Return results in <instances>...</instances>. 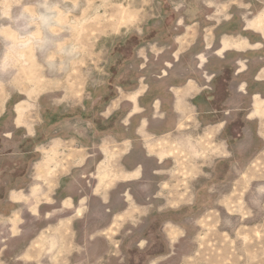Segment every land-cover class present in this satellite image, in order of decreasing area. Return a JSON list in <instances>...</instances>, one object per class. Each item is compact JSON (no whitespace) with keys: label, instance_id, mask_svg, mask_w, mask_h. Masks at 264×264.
I'll use <instances>...</instances> for the list:
<instances>
[{"label":"rangeland","instance_id":"rangeland-1","mask_svg":"<svg viewBox=\"0 0 264 264\" xmlns=\"http://www.w3.org/2000/svg\"><path fill=\"white\" fill-rule=\"evenodd\" d=\"M25 1L30 4H25ZM46 1L47 11L53 12V5L49 4L52 0ZM133 1L110 0L108 8L120 4V12H125L124 7L126 11L132 8ZM249 1L254 3L251 12L255 17L259 15L256 20L264 19V0ZM38 8H42L38 6V0H0V93L3 96L0 100V198L6 196L9 187L17 189L26 182L28 187L25 191H30V194L14 191L13 199L16 202L33 203L30 211L27 207H20L12 214L0 213V264H264V98L255 96L249 114L250 98H237L236 105L232 103L235 96L229 88L236 81L234 74L237 71L231 63L233 58L214 66L219 73L215 79L217 92L214 104L223 113L219 117L201 118L205 125H219L223 121L226 123L221 139L228 146L227 159H217L218 164L207 165L209 168L206 175L197 180L199 182L192 180V175L184 172L180 163L173 164L171 159L168 160L160 166L162 170L157 175L147 174L145 180L152 181L148 183L152 188L148 193H156L158 199L155 203L164 206L166 200L176 199L174 203L168 202V206L173 208L169 207V211L162 214L155 210L147 216L140 213L142 219L136 227L132 224L124 225L117 220H112L110 227L108 219L102 221L90 218L88 211L91 205H100L101 200L118 203L122 193L137 195L144 191L141 181L135 180L141 176L140 171L124 173L125 167H132L124 164L125 155L122 152L127 153L128 148L124 150L118 144H113L111 148L102 146L107 133L118 125L123 116L116 114L110 119L100 117L106 105L105 100L88 101L87 109L82 108L84 85L77 79L78 67L84 66L88 57L83 50L82 36L74 38L82 48L79 53L69 58L64 51L54 52L52 13L49 15L51 18H37ZM232 12L238 11L232 9ZM23 13L29 15V18L23 19ZM65 15L62 14L57 22L62 25V33L69 24V17ZM91 24H101V21L96 18ZM239 27L240 23L237 22L232 27L224 28V31L232 33ZM259 28H264L263 22H259ZM131 36L118 44L123 52L122 62L133 60L134 52L141 45L140 41ZM61 41L59 48H64L68 38L63 34ZM259 48H262L261 44L255 50ZM216 54L225 57V53L222 54L220 50ZM258 55L264 65V49ZM57 60H60L59 68L48 67L50 62ZM201 60L207 62L205 57ZM70 61L73 62L72 67L69 66ZM38 63H41L39 67ZM258 67L252 62L249 75L246 76L250 91H255L250 82ZM245 70L246 66L242 65L240 72ZM43 71L47 72V84L53 89L56 83L62 92H56L55 97L47 96L36 106L32 102L30 106L28 103L23 105L22 96L18 93L21 92L23 73L26 77L30 74L33 79ZM54 74L57 79L55 81L49 78ZM192 77L200 81L199 76ZM71 83L73 100L69 99L67 93ZM7 98L8 101L5 100ZM131 100L136 105L135 113H138L136 97ZM70 105L73 107L70 108ZM28 108L31 110L24 121ZM75 118L80 122L77 132L79 148L74 147L76 144L70 138V135L75 137L76 133L69 132L70 119ZM181 119L174 117V124H179V129L184 126ZM189 119L196 121L195 116ZM28 121L36 126L35 131L32 126L28 127L29 132L20 129L28 126ZM54 127L57 129L55 133ZM86 134L92 135L90 139ZM55 138L62 139V142ZM50 141H53L50 148H42L48 146ZM211 143L209 138L205 140L207 151L211 150ZM188 144L195 156H199L189 140ZM165 146L162 143L157 150L165 151ZM89 155L94 156L89 158ZM183 155L186 153H182L180 148L176 149L180 161ZM206 156L211 160L214 157ZM165 157L162 153L160 160L163 161ZM173 165H177V169L168 174L167 171L173 169ZM193 183H196L197 188L196 200L187 195L188 186ZM38 186L43 189L39 191L36 189ZM95 186L94 193L97 195L92 196V187ZM178 196L180 199H177ZM127 197L131 198L129 194ZM45 202L53 205H42L38 213V204ZM185 202L194 205L184 207L181 204ZM62 204L86 205L90 208L76 215L73 210L61 208ZM122 206L114 210L123 209ZM60 208L63 212L55 215ZM50 215L55 216L48 217ZM6 218L14 222L10 227ZM59 224L64 226L58 229ZM96 228L103 231L107 228L106 233H98V240L87 241L89 237H94L92 233ZM128 228L134 234L125 239L124 230ZM53 238L62 245H58L49 254ZM105 239L110 246H107ZM123 239L125 242L121 247L120 240ZM97 243L99 247L90 251ZM29 245L32 256L24 258L22 253ZM108 248L107 255L102 258V253ZM98 256H101L99 260ZM48 258H51L50 262ZM120 258L125 261L119 262Z\"/></svg>","mask_w":264,"mask_h":264},{"label":"crops","instance_id":"crops-1","mask_svg":"<svg viewBox=\"0 0 264 264\" xmlns=\"http://www.w3.org/2000/svg\"><path fill=\"white\" fill-rule=\"evenodd\" d=\"M26 3L30 4L29 1H25ZM46 4H48L46 0H38V6H42V8H38L37 18H51L49 15L52 13L55 30L52 36L54 52L63 53L64 51L69 58L74 53H79L82 48L74 38L78 35L82 36L83 50L88 54L85 65L78 67L80 69L77 79H80L84 85L81 98L82 108L87 109L88 101L105 100L106 105L104 111L100 113V117L110 119L116 114L123 116L118 125L107 133L105 140L102 141V146L107 145L111 148L113 144H118L124 150L128 148L127 153L122 152L125 155V162H123L132 167L131 169L125 167L124 173L137 171L141 173V176L135 180L141 181L143 184L142 194L122 193L121 199L117 200L119 204L113 203V201L110 203V216L115 215L119 223L135 226L142 219L140 213L147 216L154 210L160 214L169 211L167 209L171 206H168V202L172 200H166L167 203L164 206L155 203V200L158 199L156 193L151 195L148 193L152 189L148 183L152 181L151 179L145 180V177L147 174L157 175L162 170L160 166L165 165L171 159L173 164L180 163L183 166V171H187L189 176L192 175V180L197 181L206 175L207 168H209L207 165L218 164L217 159H227L228 146L221 139L226 123L223 121L219 125H205L201 121L203 117H219L223 113L214 104L217 92L215 79L219 76L217 68L214 66L233 58L231 63L237 71L234 74L236 81L229 88L235 96V99L231 101L236 105L237 98L241 100L250 98L249 114L253 108L255 96L259 95L264 98V78L262 77L264 65L262 64L263 59L258 58V53L264 49V28H259V22L264 23V19L256 20L259 15L255 17L251 12L254 3L249 0H134L132 8L126 11L124 7L125 12H120L122 8L120 4H116L117 6L111 9L108 8L110 0H52L49 4L53 5L51 8L53 12L47 11ZM232 9L238 12L234 13ZM64 13H66L65 17H69V24L65 26L66 30L62 33V25H58L57 22ZM22 18L28 19L29 15L23 13ZM96 18L101 21V24H91ZM237 22L240 23L237 31L232 33L224 31V28L232 27ZM131 31L132 33H130ZM63 34L65 38H68V44L64 48H59L62 45L59 43L62 42ZM129 35L140 41L141 45L134 52L133 60L122 62L123 52L118 44L122 39H128ZM259 44L262 48L255 50ZM218 50L222 54L225 53V57L218 56L216 54ZM202 57L206 58V63L202 62ZM256 58L258 59L256 60ZM252 62L259 65L250 82L255 91H250V84L246 79ZM40 64L38 63V67ZM59 64L60 60L53 61L48 64V67L56 69L60 67ZM72 64L73 62L70 61L69 66L72 67ZM242 65L246 66L244 72H240ZM46 73L45 71L39 72L38 77L33 79L30 74L26 77V74L23 73L21 92H18L22 96L23 105L26 103L29 105L32 102L36 106L47 96L50 98L56 92H62L61 88L56 87V83L53 84V89L52 86H49L50 84H47ZM193 75L199 76L200 81L193 78ZM49 78L57 80L55 74ZM73 92L71 83L67 90L70 100L74 98ZM132 97H136L138 101V113H135L136 105L132 102ZM2 98L0 93V100ZM8 99L5 100L8 101ZM71 107L73 106L70 105ZM258 108L261 109L260 105ZM30 110L28 108L25 113L24 121H26L27 113L29 116ZM18 113L20 114V112ZM229 115H231L230 112ZM191 116H195L196 121H191L189 119ZM174 117L182 118L183 128L179 129V124H174ZM247 119L249 120L248 117ZM135 123L137 124L135 125ZM30 126L34 128V131L36 130V126L30 121H28V126H23L20 129L27 131ZM79 126L78 118L70 119L69 132L70 134L76 133L75 137L70 135L71 142L76 144L75 148L80 147L77 133ZM221 126L222 128H220ZM56 131L57 129L54 127L53 133ZM95 131L90 132L93 135ZM92 135L86 134L85 136L90 139ZM208 138L212 140V143L209 145L211 150L207 151L205 140ZM54 140L62 142V139L55 138ZM188 140L199 152V156H195ZM63 142H67V140ZM162 143L166 145L164 147L166 150H157V148H161ZM52 144L53 141H50L48 146H42V148H50ZM179 148L182 153H186L185 156H182L181 161L180 156H176V149ZM37 152H39L38 149ZM162 153L166 155L163 161L160 160ZM206 155L214 157L211 160ZM89 156V158H93L94 155ZM122 164L120 162L121 166H123ZM176 169L177 165H173V169L167 173L171 174ZM41 180L45 182L42 178ZM21 186L17 189L9 187L6 196L0 198V213L12 214L20 207H27L28 211L31 210L30 207L33 203L16 202L13 199L14 191L26 193L27 183L25 182ZM36 189L40 191L43 188L38 186ZM28 192L27 195L30 194ZM41 194L42 192L39 193V196ZM127 194L131 196L130 199ZM187 195L196 200V183L188 186ZM177 199L180 197L178 196ZM175 201L176 199L171 203ZM49 204L52 203H39L38 213H40L42 205ZM122 204L123 209L114 210V208H120ZM181 205L188 207L194 204L185 202ZM62 206L65 208L64 210H73L76 215H81L86 209V205H80L78 208L73 204H62ZM61 212L63 211H57L55 215ZM6 219L10 227L14 223L13 220ZM62 226L64 225L59 224L58 229ZM146 226L144 227L146 228ZM102 231V234L106 233L105 230ZM133 234L134 232L130 228L124 230L125 239L131 238ZM95 239L98 240L100 237L98 235L89 237L87 241L93 242ZM58 245L60 247L62 244L53 238L48 253L54 252ZM96 245L98 246V243ZM31 251L32 248L29 245L27 250L23 251L22 256L24 258L32 256ZM50 261L51 258H48V262Z\"/></svg>","mask_w":264,"mask_h":264},{"label":"flooded vegetation","instance_id":"flooded-vegetation-1","mask_svg":"<svg viewBox=\"0 0 264 264\" xmlns=\"http://www.w3.org/2000/svg\"><path fill=\"white\" fill-rule=\"evenodd\" d=\"M91 186V185H90ZM96 188V186L95 187H92V193H91V195L92 196H96L97 194H95L94 193V189ZM100 200H101V198H100ZM110 202H105V201H103V200H101V204L100 205H97V206H95V205H91V208L90 207H86V209L88 208V210H89V208H90V210L88 211V213H90V218H97V219H100V220H109V226L111 227L112 225V223H111V221L113 220H116V217H115V215H112V216H110V214L109 213H111V209H110V204H109ZM76 207L78 206V205H75ZM60 207H61V205H60ZM75 207V208H76ZM123 207V206H122ZM61 208H63V206L61 207ZM61 208H60V211H61ZM78 208V207H77ZM93 209H96V211L98 212V214L96 215L95 213H97L96 211H93ZM109 214V215H108ZM61 221V220H60ZM108 226V228H110ZM107 228H105L104 230H106ZM99 232H101L99 229H94L93 230V236H96ZM132 233V232H131ZM90 238H92V236L90 237ZM78 238H76V240H77ZM82 239V241H84L83 240V238H81ZM107 239V238H106ZM105 239V240H106ZM93 241V240H92ZM124 242H125V240L123 239V240H120V243H121V247L124 245ZM106 243H107V246L109 245L110 246V243L106 240ZM111 244H113V243H111ZM93 245V244H92ZM97 247H99V246H97V245H94V246H92V248L90 249V251H93L94 249H96ZM137 247H139V243L137 244ZM109 251V248L106 250V251H104L103 253H102V258H103V256H105V255H107V252ZM111 251V250H110ZM102 252V251H101ZM91 253V252H90ZM101 256L99 257V258H101ZM99 258H98V260H99ZM125 261V259L124 258H120V260H119V262H124Z\"/></svg>","mask_w":264,"mask_h":264}]
</instances>
